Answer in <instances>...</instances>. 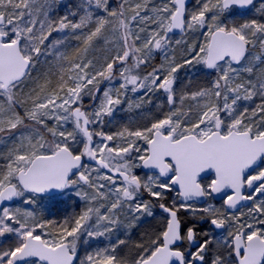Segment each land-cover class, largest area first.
<instances>
[{"label": "snow or ice", "instance_id": "1", "mask_svg": "<svg viewBox=\"0 0 264 264\" xmlns=\"http://www.w3.org/2000/svg\"><path fill=\"white\" fill-rule=\"evenodd\" d=\"M0 264H264V0H0Z\"/></svg>", "mask_w": 264, "mask_h": 264}, {"label": "rangeland", "instance_id": "2", "mask_svg": "<svg viewBox=\"0 0 264 264\" xmlns=\"http://www.w3.org/2000/svg\"><path fill=\"white\" fill-rule=\"evenodd\" d=\"M76 2H77V0H64V4H73ZM112 2H113V4H115L116 0H112ZM65 10L66 9L62 6L59 10V14L62 15ZM250 16H251V13H249L248 16L236 15L234 17H230V19H235L238 22H242L244 19H247ZM59 35H62V34L54 33L53 38H55ZM177 55H179V53H177ZM160 60H161V57L157 56L155 63H159ZM148 70H150V68ZM210 78L211 77L205 71L201 70L199 68V66L196 69H182L178 73V80H177L176 87L179 90L184 85L188 84L189 80H191L190 87L192 90H195L198 87L205 86ZM153 111H154V109H153ZM129 116H136V113H134V112L133 113H129V112L117 113L115 124L106 128L105 130L106 131L117 130L118 127L122 126L124 123H126L128 121ZM137 120L141 125L143 123H146V121L143 118L137 117ZM211 202L216 204L217 206H219L221 203V202H217L215 200H213ZM71 205H72V201H69L68 205H61L60 209H59L60 215L50 216L49 218H56V219L62 218L63 215H66L68 212H71L73 210ZM52 211H53V213H55L56 209H52ZM158 223H159V216H157V218L155 220H152L151 218H149V220L145 223V225L143 227L139 228L137 231L134 232L133 239L134 240L138 239L140 233L144 232L145 230H152L155 226L158 225ZM210 235H220V233L216 234L215 232H210ZM106 243H107V241H103V243H93L92 247L88 248V250L91 251L95 247H98V246L103 247ZM86 247L87 246H82V254H83V248H86ZM123 251L127 254L129 250L124 249Z\"/></svg>", "mask_w": 264, "mask_h": 264}, {"label": "flooded vegetation", "instance_id": "3", "mask_svg": "<svg viewBox=\"0 0 264 264\" xmlns=\"http://www.w3.org/2000/svg\"><path fill=\"white\" fill-rule=\"evenodd\" d=\"M205 182H207V181H205ZM219 202H221V201H219ZM203 228H204V230H209V228H210V226L209 225H207V224H205V225H203ZM216 234H219V232H215Z\"/></svg>", "mask_w": 264, "mask_h": 264}, {"label": "water", "instance_id": "4", "mask_svg": "<svg viewBox=\"0 0 264 264\" xmlns=\"http://www.w3.org/2000/svg\"><path fill=\"white\" fill-rule=\"evenodd\" d=\"M217 201H220L219 199H216Z\"/></svg>", "mask_w": 264, "mask_h": 264}, {"label": "trees", "instance_id": "5", "mask_svg": "<svg viewBox=\"0 0 264 264\" xmlns=\"http://www.w3.org/2000/svg\"><path fill=\"white\" fill-rule=\"evenodd\" d=\"M70 50V49H69Z\"/></svg>", "mask_w": 264, "mask_h": 264}]
</instances>
